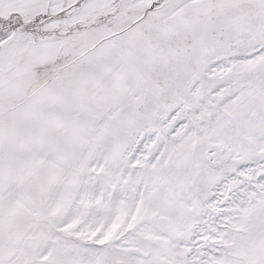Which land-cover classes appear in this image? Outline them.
<instances>
[{
	"label": "snow or ice",
	"instance_id": "6c2138e0",
	"mask_svg": "<svg viewBox=\"0 0 264 264\" xmlns=\"http://www.w3.org/2000/svg\"><path fill=\"white\" fill-rule=\"evenodd\" d=\"M0 264H264V0H0Z\"/></svg>",
	"mask_w": 264,
	"mask_h": 264
}]
</instances>
